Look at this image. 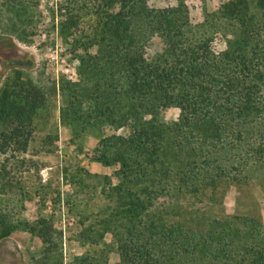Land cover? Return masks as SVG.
Here are the masks:
<instances>
[{
    "label": "trees",
    "instance_id": "obj_1",
    "mask_svg": "<svg viewBox=\"0 0 264 264\" xmlns=\"http://www.w3.org/2000/svg\"><path fill=\"white\" fill-rule=\"evenodd\" d=\"M76 1L94 18L85 27L77 11L72 14L71 8H64L68 12L59 22L60 32L71 37L73 54L82 47L88 58L98 60L103 69L101 86L118 89L121 109L112 114L103 90L96 96V113L130 128L128 137H118L121 149L113 158L126 178L136 174L145 181L151 173L175 169L181 189L208 176L216 178L211 171L226 172V163L232 159L235 163V158L243 167L264 165V0H229L220 6L217 18L234 28L235 38L219 53L211 50L208 37H191L182 1L163 9H149L145 0L140 6L139 0ZM137 14L146 19L148 33L161 32L164 37L167 48L154 59L145 57V43L136 37ZM95 45L92 55L88 49ZM106 64L113 70L109 74ZM107 76L111 81L117 77L116 83H107ZM44 102V94L31 82H18L0 92L1 194L13 187L11 172L27 161L23 155L33 133V118ZM170 106L180 113L177 121L166 125L157 114ZM109 139L103 142L111 145ZM105 152L101 151L100 160L110 163ZM195 153L202 154L201 161L193 157ZM212 155L215 163L210 162ZM222 155L230 159L221 160ZM144 189L142 196L129 192L131 201L125 210L129 221L124 234L117 236L118 262L85 254L69 264H264V231L254 219L227 215L195 220L194 227L143 222L141 215L154 205L151 190ZM14 227L0 208V240ZM37 227L29 229L46 241L49 232Z\"/></svg>",
    "mask_w": 264,
    "mask_h": 264
},
{
    "label": "rangeland",
    "instance_id": "obj_2",
    "mask_svg": "<svg viewBox=\"0 0 264 264\" xmlns=\"http://www.w3.org/2000/svg\"><path fill=\"white\" fill-rule=\"evenodd\" d=\"M181 1L187 8L191 37H208L214 53L235 38L234 28L217 18L220 6L229 0H145L149 9L175 7ZM64 8H71L72 14L77 11L85 27L94 18L75 0H0V92L18 82H31L45 98L33 118V133L23 155L27 161L11 172L13 187L0 193V208L15 224L0 240V264H69L85 254L118 262L117 236L124 234L129 221L125 213L129 192L142 196L144 188L151 190L154 205L141 215L143 222L194 227L195 220L239 215L254 219L264 231L262 164L243 167L235 158V163L233 159L226 163V172L211 171L216 178L208 176L181 189H177L175 169L168 174L151 173L143 177L145 181L136 174L125 177L113 158L121 149L118 137H128L130 128L107 122L96 113V96L103 90L112 114L121 109L115 94L118 89L101 86L103 69L82 47L71 52V37L61 33L59 26L68 12ZM134 18L136 37L145 43V57L161 55L167 48L161 32L148 33L146 19L139 14ZM77 37L86 42L85 37ZM96 49L95 45L88 52L93 55ZM106 65L109 74L113 70ZM105 79L115 84L117 77ZM179 113V108L170 106L161 109L157 118L170 125ZM109 137L111 145L103 142ZM101 151H106L110 163L100 160ZM167 154L170 157V151ZM214 156H210L212 163L217 161ZM193 157L202 160L200 153ZM43 218V224H37ZM34 225L49 232L46 241L29 229Z\"/></svg>",
    "mask_w": 264,
    "mask_h": 264
}]
</instances>
